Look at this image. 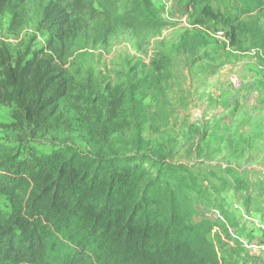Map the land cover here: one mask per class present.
I'll return each instance as SVG.
<instances>
[{"label":"trees","instance_id":"trees-1","mask_svg":"<svg viewBox=\"0 0 264 264\" xmlns=\"http://www.w3.org/2000/svg\"><path fill=\"white\" fill-rule=\"evenodd\" d=\"M25 1L0 0V18L20 25ZM117 1L48 0L46 48L25 61L0 47V105L13 107V142L0 145L7 204L6 212L0 208V264H231L209 238L214 224L195 220L196 184L181 174L187 167L131 154L142 143L144 108L128 86L63 70L78 46L105 45L120 28L140 25L133 10L117 11ZM237 1V15L225 20L231 45L241 49L247 35L264 55L262 30L241 20L264 0ZM205 3L186 0L192 9ZM142 5L153 9L148 0ZM207 9L195 26L202 28ZM166 67L164 60L149 66L157 76ZM44 138L51 151L33 150Z\"/></svg>","mask_w":264,"mask_h":264},{"label":"rangeland","instance_id":"rangeland-1","mask_svg":"<svg viewBox=\"0 0 264 264\" xmlns=\"http://www.w3.org/2000/svg\"><path fill=\"white\" fill-rule=\"evenodd\" d=\"M47 1L26 0L18 26L7 14L0 18V47L13 60H29L46 48ZM205 1L192 9L186 0H175L174 10L152 6L151 13L142 0H118L117 11L133 10L140 25L120 28L105 45L78 46L63 70L78 72L79 79L91 76L101 85L128 86L144 108L138 134L142 143L130 147L131 154H155L187 167L181 174H191L196 184L190 191L195 220L214 224L209 238L231 264H255L256 259L264 262L262 255H251L236 237L254 241L258 234L235 206L264 221V55L247 35L240 37L241 49L230 43L225 20L237 15V0ZM203 6L209 15L201 31L194 20L202 16ZM241 20L254 22L264 34V8ZM218 32L228 41L217 38ZM158 60L167 62L160 76L149 68ZM12 112L13 107L0 105V145L13 142ZM129 137L135 140L137 134ZM49 144L44 138L32 147L50 152ZM0 208L7 211L1 197ZM212 211L225 223L209 216Z\"/></svg>","mask_w":264,"mask_h":264},{"label":"built area","instance_id":"built-area-1","mask_svg":"<svg viewBox=\"0 0 264 264\" xmlns=\"http://www.w3.org/2000/svg\"><path fill=\"white\" fill-rule=\"evenodd\" d=\"M197 28L203 31V28L201 27H197ZM215 36L224 41H228V39L225 36H223L221 32L216 33ZM235 209L240 213L241 218L244 221L248 222L251 225V227L255 230V232L258 234L257 239H255L254 241H246L243 237H239V238L236 237V240H238L239 244L244 248V250L248 251L251 255L254 254L264 255V221L257 217L248 216V214H246L245 211L240 206H235ZM209 216L224 222L223 218L219 215L217 211H212L211 213H209ZM229 233L230 235H232L231 231Z\"/></svg>","mask_w":264,"mask_h":264},{"label":"crops","instance_id":"crops-1","mask_svg":"<svg viewBox=\"0 0 264 264\" xmlns=\"http://www.w3.org/2000/svg\"><path fill=\"white\" fill-rule=\"evenodd\" d=\"M150 2V4L153 6V7H156V8H165L169 11H172L174 10V5H173V2L175 0H148ZM174 12H179V8H176V10ZM255 235V234H253ZM262 260L264 261V255L261 256ZM256 259V258H255ZM253 262L255 264H264V262H261L260 260H253Z\"/></svg>","mask_w":264,"mask_h":264}]
</instances>
